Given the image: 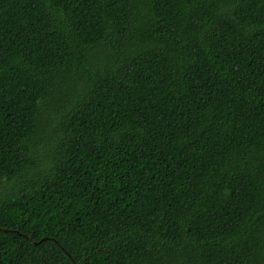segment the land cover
Listing matches in <instances>:
<instances>
[{"label": "trees", "instance_id": "trees-1", "mask_svg": "<svg viewBox=\"0 0 264 264\" xmlns=\"http://www.w3.org/2000/svg\"><path fill=\"white\" fill-rule=\"evenodd\" d=\"M0 264H264V0H0Z\"/></svg>", "mask_w": 264, "mask_h": 264}]
</instances>
